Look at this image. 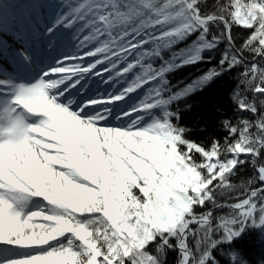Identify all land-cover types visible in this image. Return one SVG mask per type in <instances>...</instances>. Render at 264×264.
<instances>
[{
  "label": "snow or ice",
  "instance_id": "6c2138e0",
  "mask_svg": "<svg viewBox=\"0 0 264 264\" xmlns=\"http://www.w3.org/2000/svg\"><path fill=\"white\" fill-rule=\"evenodd\" d=\"M200 3L201 0H167L163 5L158 0H141L139 4L125 0H89L87 5L76 10L77 15L87 7L103 14L99 15L97 22L86 25L88 34L77 37L81 54L65 56L57 61L56 67L43 71L34 84H19L15 88L12 100L3 107L12 119L14 135L25 131L22 118L13 115L20 105L31 113H38L42 118L39 122L56 131L52 140L45 143L60 141L57 148L62 151L59 154L49 152L48 156L55 157L58 164H65L64 168L57 167L56 171L63 173L60 182L65 184L72 197L67 211L71 213L76 208V214L65 216L59 224L52 221L46 229L37 231L32 216L38 217L43 213L47 217L51 216L50 212L37 210L25 219L20 207L5 206L0 219V264H158L157 259L147 251L148 245L159 238L163 245L168 246L169 239L177 237L181 240L185 264H194L196 254L187 251L188 239H199L202 244L207 241L216 247L213 241L217 231L222 230L223 242L231 244L249 225L255 226L256 217L264 213V166L257 168L261 187L249 186L247 191L242 190L234 203L232 198L221 202L217 195L221 190L227 192L233 189L230 175L242 163L240 156L259 159V149H264V114L259 122L242 121L239 127L230 126L229 135H239L237 142L223 145L214 142L210 149H205L183 139V130L174 129L170 123H157L143 129L139 127L144 113L168 103L162 98V89L159 88L154 89V95L150 94L144 103L123 113L121 118L131 120L127 129L98 126L107 119L110 109L102 110L106 114L81 118L80 112L84 107L93 108L95 105L85 103L79 111L73 112L70 110L73 100L67 104L61 102L66 93L80 84L77 77H86L91 73L105 76L109 73L105 82H113L137 67L140 60L120 70V64L138 50L144 57H161L160 48L172 46L194 30L207 32V24L217 20L226 25L229 37L233 24L251 29L252 34L241 47L244 51H251L254 57L264 58V0H225L222 14L209 16L201 15ZM60 23L72 28L76 20L64 16ZM157 25H168L171 30L163 31L162 37H157L148 31ZM52 31V28L48 29V32ZM58 39L56 35L47 37L49 42ZM149 43H156L157 47L144 51ZM91 44L99 46L84 51ZM16 55L19 61V53ZM182 56L174 57L181 60V66L202 59L198 53L194 60L182 59ZM241 56L242 53H237V59ZM89 57L96 59L85 66L84 62ZM24 59L27 60L28 56ZM100 65L104 67L100 68ZM147 67L151 70L150 75L138 76L119 95L109 97L104 103L127 100L129 94L142 83L159 81L169 70H159L152 64ZM261 75L255 63L244 74L245 91H252L254 99L242 100L239 104L242 112L255 115L264 106V80L260 79ZM211 78L206 76L202 83ZM164 83L167 84V81ZM11 86L7 80L0 79V94H6ZM192 90L189 86L187 92ZM185 94L182 92L179 95ZM254 128L258 134H254ZM18 149V142L10 140L5 146L0 166L5 168V180L9 179L8 169L15 176L11 189L17 191L14 199L20 205L24 196L17 189V183L29 191L34 189L20 180L16 173L22 172L29 179H38L40 172L49 176L54 174L46 166L41 150L28 149L20 158ZM195 154L201 156V161L194 159ZM61 157H64L63 161ZM79 184L85 185V189H92L93 197L101 194L98 210L83 212L77 207L79 199L71 189L82 191L77 188ZM108 193L119 194V199L108 196L106 210L104 200ZM74 200L76 203H73ZM206 204L213 207H228L231 204L229 215L221 219L214 217L211 209L200 213L196 211ZM81 216L93 218L84 222ZM214 219L219 227L212 223ZM260 222L264 225V217ZM192 224L197 225L199 232L191 227ZM67 236L74 239L45 253L20 255L24 250L43 248ZM206 258H212L210 252L206 253ZM233 259L234 264H246L235 253ZM197 264H206V260H199Z\"/></svg>",
  "mask_w": 264,
  "mask_h": 264
},
{
  "label": "trees",
  "instance_id": "16d2710c",
  "mask_svg": "<svg viewBox=\"0 0 264 264\" xmlns=\"http://www.w3.org/2000/svg\"><path fill=\"white\" fill-rule=\"evenodd\" d=\"M131 4H139L141 0H126ZM163 5L167 0H158ZM225 0H201L199 8L202 16L220 15L221 7ZM244 2V0H242ZM211 32V33H210ZM252 34L251 29L241 28L235 24L231 27V37L226 34V25L219 20L207 24V32L203 29L195 30L193 35L186 38V42L193 43L200 36H207L215 48L203 54L200 61L193 62L187 66L175 67L168 72V81L175 91L176 103L180 116L172 120V126L176 130H183L182 138L195 145L210 149L214 142L221 145L232 144L238 141V134L230 136V126L239 127L246 117L245 112L239 108L242 98L245 96L244 64L246 58H255L251 51H244L242 45ZM189 44V45H190ZM237 49H235V48ZM237 53H242L237 59ZM228 54V56H227ZM211 76L206 83H202V76ZM189 86L193 90L187 92ZM187 93L179 95L180 93ZM242 94H244L242 96ZM264 103V102H262ZM257 134V133H255ZM264 155V149L261 151ZM196 161H201L199 154L194 155ZM250 160L247 163L239 164L241 173L233 187L242 185V180L254 178L256 175ZM232 180V179H231ZM100 193L96 194V197ZM230 198V195L223 194L221 200ZM98 203L101 201L98 199ZM199 208L196 209L198 212ZM84 222L89 219L80 217ZM225 250L220 248L218 257L225 255ZM245 255L249 257L247 250ZM245 262L244 258H239ZM212 260L217 261V257ZM177 261L175 252L168 250L165 263L172 264ZM209 262V261H208ZM261 262H264V258ZM225 264V263H223ZM264 264V263H263Z\"/></svg>",
  "mask_w": 264,
  "mask_h": 264
},
{
  "label": "rangeland",
  "instance_id": "374dc122",
  "mask_svg": "<svg viewBox=\"0 0 264 264\" xmlns=\"http://www.w3.org/2000/svg\"><path fill=\"white\" fill-rule=\"evenodd\" d=\"M30 1L32 3V6L35 9V13L40 14L41 18H43L42 21H40V24L42 26H39V28H40L39 39H41L40 40V42L42 44L41 47H45L44 45L46 43H44L43 40H47V37H49L51 35L50 32H48V29L50 28V26L47 23H45V21H46L45 19L48 16H46L44 13V9H45L46 5L48 4L47 3L48 1L47 0H30ZM56 2H55L56 6L54 7V9L56 8V11L58 13V15H57L58 21L56 22L57 27L59 28L58 33H63V35L65 34L64 37H67L69 39L73 38V41H75V44L73 45L72 49L76 51L74 53L75 55H79L81 53H80L79 48H78L79 40L77 39V37L78 36L82 37L83 35L88 34L89 29L86 28V25L89 22H97L99 15H101L103 13L93 10L91 7H87L78 16L76 10L81 8L82 5H87L89 3V0H57ZM23 8H24L25 12L28 14L29 21L31 22V24L36 25L37 24L36 20L33 17L34 13L31 11H28V9H30V6L28 7V9H26V5H24ZM64 16H68L70 19L76 20V23L74 24V26L72 28H67L64 26V24L60 23L61 19ZM103 39L104 38L102 37L101 40H103ZM49 46H50V43H49ZM75 46H76V48H75ZM97 46H99V45L98 44H91V45H89V48H86L84 51H88L89 49L94 50V48ZM203 46H204V43H200L198 46H196L194 48L193 51H190L185 57L187 59L195 58L197 53L200 52V50L203 48ZM144 51H149V48L144 47ZM148 57L149 56H147V57L142 56V53L139 50L136 53H134L132 56H129L123 63L120 64V70L121 71L129 63H136L137 60H140V63L137 64V67L131 69L128 73H125L124 76L118 77L117 78L118 80L110 82L111 85L117 86V85H121L124 83V85L126 87H128L129 85H131L133 83L134 80H136V78L138 76L143 78L146 74L150 75L151 70L147 67L149 64L148 60H147ZM95 59H96V57L87 58V60L84 62L85 66ZM99 67L103 68L104 65H100ZM91 74H93V73H91ZM108 75H110V74L105 73V76H100V78L98 80V84L95 88V90L100 91L98 93H102L101 91H104L108 88L109 83H106L105 82L106 80H104V78L107 77ZM78 79H81V77H78ZM119 79H121V80H119ZM88 80H89V77L86 78L85 82H87ZM118 81H119V83L114 84L115 82H118ZM163 83H164V81H160V82H158L157 86H153V87H149V88H148V85H144V83H142L141 87H139V88L142 89L141 93L143 92L144 94L142 97V102L138 101L137 106L144 103L146 101V99L150 98V94L154 95V89L159 88V89H162V91L164 92ZM91 84H92V82L90 83V85ZM139 88L135 92L140 93ZM135 92H132V94ZM131 104H132V106H134L135 103L131 102ZM167 108H168L167 105H161L159 107H156V108L150 110L147 113H144L142 123L139 125V127L141 129H143L144 127L148 128V127L155 125L157 123L167 124L166 119H167L168 114H169V111ZM127 120H129V119H127ZM125 123H127V121H125ZM59 143L60 142H58V141H53L51 144H48L50 146L49 150H46L45 152H41V156H43L44 154L46 155V157L44 158L45 164L47 167L52 169V172L54 175L49 176L46 172H40L38 180L42 181L44 184L49 182L50 185H48L47 188L49 190H51L52 195L53 196L56 195V197L62 202L61 203L62 206H68V201L71 200L72 197L69 195V190H68V188L65 187V184L60 182V178L63 176V173L56 171V168L58 165L57 159L55 157L49 158V156H48L49 152L55 151L57 154H59L60 151H62V149L57 148V144H59ZM21 151H22V149H21ZM23 152H21V158H23ZM60 159H61V161H63L64 157H61ZM48 160L50 162H47ZM10 176L14 177L11 174H10ZM26 179L28 180V182L34 181V179H29L28 177ZM17 184H19V183H17ZM20 185H22V184H19V186ZM36 188H37V191L43 190L42 187H36ZM77 188L81 189L82 191H77V189H71V192L75 193V195L79 199V204H77V207L82 208V206L91 205V204L96 202L95 197H93V195H91V193H92L91 190L85 189V185L79 184V185H77ZM103 191L104 190L102 189V192ZM14 193H15V195H17V191H15ZM20 194L24 196L23 202L21 203L22 205H15V203L10 202L7 199H0V214L2 215V218H3V211H4L5 206H9V205L13 206V207H20L22 209L21 215L24 216L25 219H27L29 216H32L33 210H31L30 212H27L24 209H25V207L26 208L30 207L33 202H26L29 200L25 198V196H27V195L24 192L20 191ZM108 196H111L114 199H119V194L108 193L105 196V203H106L105 208H106V210H107V204H108ZM73 203H76V201L74 200ZM41 206H42V204H37V206H35V208L39 209ZM73 209L76 211V208H73ZM262 216L263 215L260 214L257 217L259 219H261ZM32 219H33V222L35 223V230H37V231H39L41 228L46 229L48 223H50L52 221H55L57 224H59L62 221V219L56 217V213H53V214L51 213V216H47V217L44 215H42V216L40 215L38 217L32 216ZM64 226L67 227V225H64ZM69 239H74V237L71 236ZM66 241L67 240H65V242ZM64 244L65 243H63L62 245H64ZM43 248L27 249V250L22 251L20 253V255H36L39 253H45L46 251L42 250ZM199 248L200 249H198L197 255H196L197 260L194 262V264H197V261H199V260H206V262H207L208 258H206V253H208V252L211 253V251L209 249L207 250L204 248V242H203V244L202 243L199 244ZM210 249H211V247H210Z\"/></svg>",
  "mask_w": 264,
  "mask_h": 264
},
{
  "label": "bare ground",
  "instance_id": "6f19581e",
  "mask_svg": "<svg viewBox=\"0 0 264 264\" xmlns=\"http://www.w3.org/2000/svg\"><path fill=\"white\" fill-rule=\"evenodd\" d=\"M38 18H39V16H38ZM262 114H264V106H262L258 111H257V113H256V118H255V120L253 121V122H259L260 121V119H261V116H262ZM28 150V149H27ZM4 150H2L1 151V154L2 155H4ZM240 167H237L236 169H235V171L231 174V177H230V179H232L231 180V182H235L236 180H237V178H238V176L241 174V173H239V171L241 170V169H239ZM235 184V183H234Z\"/></svg>",
  "mask_w": 264,
  "mask_h": 264
}]
</instances>
